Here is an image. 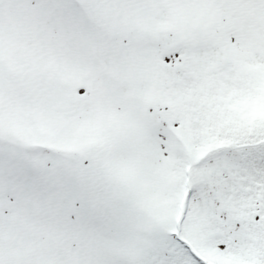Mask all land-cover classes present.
Segmentation results:
<instances>
[{"label": "snow or ice", "instance_id": "obj_1", "mask_svg": "<svg viewBox=\"0 0 264 264\" xmlns=\"http://www.w3.org/2000/svg\"><path fill=\"white\" fill-rule=\"evenodd\" d=\"M0 264H264V0H0Z\"/></svg>", "mask_w": 264, "mask_h": 264}]
</instances>
